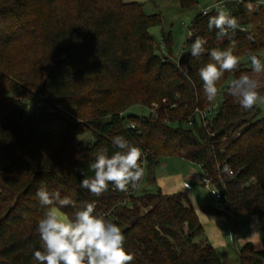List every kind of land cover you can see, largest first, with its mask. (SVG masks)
<instances>
[{"label":"trees","instance_id":"trees-1","mask_svg":"<svg viewBox=\"0 0 264 264\" xmlns=\"http://www.w3.org/2000/svg\"><path fill=\"white\" fill-rule=\"evenodd\" d=\"M179 1L186 7L197 3ZM227 5L245 29L234 37L240 67L218 82L222 102L213 117L202 120L196 109L212 102L198 70L210 58L209 52L192 57L190 46L200 36L209 50L229 47L227 38L218 41L216 29H208L216 12L195 16L191 37L173 59L159 53L150 32L161 16L146 14L140 2L0 0V264H37L32 253L41 245V186L78 205L95 201V214L122 229L132 264H224L209 242L197 239L203 224L185 193L137 196L131 193L137 186L121 192L110 184L95 197L80 187L84 176L93 175L89 164L96 152L116 150L117 135L143 150L145 169L152 173L164 156L200 165L223 201L222 209H204L233 217L257 214L264 234V117L257 118L256 106L246 111L227 94L228 80L252 75L249 56L259 58L264 48V5ZM170 41L165 35L164 42ZM256 75L264 83V73ZM37 100L42 105L32 113L30 103ZM139 105L156 108L148 115L126 113ZM76 210L62 211L72 217ZM240 261L264 264V249L247 243Z\"/></svg>","mask_w":264,"mask_h":264},{"label":"clouds","instance_id":"clouds-1","mask_svg":"<svg viewBox=\"0 0 264 264\" xmlns=\"http://www.w3.org/2000/svg\"><path fill=\"white\" fill-rule=\"evenodd\" d=\"M236 2L244 3V0ZM223 3L221 0L215 5L217 11L209 17L208 29H216L218 41L227 38L229 47L209 50L205 47L207 39L200 36H196L190 46L191 56L197 59L209 52L210 62L198 70L209 102L218 95L217 85L225 73L236 72L240 67V57L233 51L237 43L234 37L238 29H245L240 27L236 17L224 10ZM245 7L249 12L254 10L251 2ZM208 11L210 9H205L203 14L207 15ZM249 60L254 75L241 74L232 79L227 88V94L246 111L264 101L259 91L260 81L256 78V74L264 73V63L256 55H250ZM112 147L116 150L111 154L107 148L96 152L89 164L93 175L84 176L80 182V187L92 196H102L110 184L118 191L127 192L129 186L135 188L144 176L145 169L140 163L144 152L140 147L123 135L112 138ZM36 196L45 209L37 222L40 249L32 253L37 264H132L135 257L125 248L126 236L122 229L104 215L95 214V201H83L78 205L71 196H61L58 190L50 192L45 186L37 189ZM69 206L77 209L72 217L62 211Z\"/></svg>","mask_w":264,"mask_h":264},{"label":"rangeland","instance_id":"rangeland-1","mask_svg":"<svg viewBox=\"0 0 264 264\" xmlns=\"http://www.w3.org/2000/svg\"><path fill=\"white\" fill-rule=\"evenodd\" d=\"M126 2H140L143 4L146 14L158 13L162 22L160 25L150 29L151 34L155 37L160 54L168 55L177 59L183 51L190 33V26L195 16L201 12L202 7L209 6L212 0H197V3L186 7L182 6L179 0H124ZM264 5V0H262ZM171 35L169 45L164 42L165 35ZM259 58L264 63V48L259 52ZM244 63H248L246 57L242 58ZM251 66L250 64H247ZM253 75V74H252ZM260 75V74H258ZM257 76V75H256ZM261 81L260 77H256ZM232 79H229V83ZM259 91L264 95V83L260 82ZM221 90L212 102V105L221 104L223 99ZM32 113L42 105L40 100L36 103L31 102ZM156 106H133L127 110V114L148 115L150 111H155ZM258 112L257 118L264 117V101H259L256 105ZM30 113V114H32ZM84 136L91 141V134L85 133ZM145 169V168H144ZM206 176L197 163L190 162L179 156L161 157L155 166V173L145 169L144 176L136 188L137 196L155 193L159 190L165 191L168 184L184 185V181L192 185L191 192L201 206L210 209H219L223 207V201L217 202L215 197L201 183V179ZM207 177V176H206ZM208 219L202 217L200 220L203 224V233L197 239L209 242L218 252L224 264H241L240 249L247 243H250L256 250L264 249V234L260 229L259 217L254 213H244L241 216L233 217L231 214L207 215Z\"/></svg>","mask_w":264,"mask_h":264},{"label":"built area","instance_id":"built-area-1","mask_svg":"<svg viewBox=\"0 0 264 264\" xmlns=\"http://www.w3.org/2000/svg\"><path fill=\"white\" fill-rule=\"evenodd\" d=\"M220 2H221V0H216L211 5L202 7L201 13H203L205 9H210V11H208V13H210V12H216L217 10H216L215 5L217 3H220ZM222 6L224 7V10L225 11H228L227 0H224V3L222 4ZM217 110H218V105H211L210 107H208V108H206L204 110H200V109L197 108L196 109V113L200 116V118L202 120H206V118L213 117L216 114ZM131 126L134 127V124H131ZM141 165L145 168V160L144 159L141 161ZM206 176H204L201 179L202 185H204L206 188H208V190L215 197V199H216L217 202L221 201L222 200V196H221L219 190L212 183L211 179L208 176L207 177ZM185 187L188 188V189H192V185L191 184H188V183H185ZM135 191H133L131 193H134ZM220 208L222 209L223 207H220Z\"/></svg>","mask_w":264,"mask_h":264},{"label":"crops","instance_id":"crops-1","mask_svg":"<svg viewBox=\"0 0 264 264\" xmlns=\"http://www.w3.org/2000/svg\"><path fill=\"white\" fill-rule=\"evenodd\" d=\"M236 1V0H233ZM260 3H262V0H258ZM215 2V0H212L211 3ZM184 185H180V184H168L167 185V189L165 191H163V193L166 194H172V193H178V192H183L187 195L189 202L194 206L200 220H202V217H205V219H208L207 215H210V213H208L203 206H201L198 202V199H196L195 194L191 192L190 189L185 187V183H188L186 181L183 182ZM190 184V183H188ZM202 218V219H201Z\"/></svg>","mask_w":264,"mask_h":264},{"label":"water","instance_id":"water-1","mask_svg":"<svg viewBox=\"0 0 264 264\" xmlns=\"http://www.w3.org/2000/svg\"><path fill=\"white\" fill-rule=\"evenodd\" d=\"M260 111V109H257V112H259Z\"/></svg>","mask_w":264,"mask_h":264}]
</instances>
